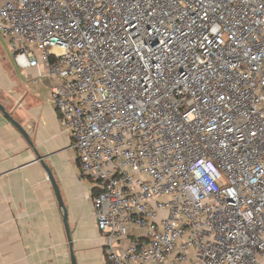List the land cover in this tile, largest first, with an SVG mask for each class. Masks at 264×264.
Returning <instances> with one entry per match:
<instances>
[{"label": "built area", "instance_id": "obj_1", "mask_svg": "<svg viewBox=\"0 0 264 264\" xmlns=\"http://www.w3.org/2000/svg\"><path fill=\"white\" fill-rule=\"evenodd\" d=\"M0 38L50 81L107 264H264V0H0Z\"/></svg>", "mask_w": 264, "mask_h": 264}, {"label": "crops", "instance_id": "obj_2", "mask_svg": "<svg viewBox=\"0 0 264 264\" xmlns=\"http://www.w3.org/2000/svg\"><path fill=\"white\" fill-rule=\"evenodd\" d=\"M50 85L37 70H20L0 38V103L28 136L0 112V264H71L62 211L41 163L67 209L76 264H107L88 199L95 185L60 128Z\"/></svg>", "mask_w": 264, "mask_h": 264}, {"label": "water", "instance_id": "obj_3", "mask_svg": "<svg viewBox=\"0 0 264 264\" xmlns=\"http://www.w3.org/2000/svg\"><path fill=\"white\" fill-rule=\"evenodd\" d=\"M0 112L3 114V116L10 122V124L15 128L17 129L20 134L28 140V136L26 134V132L24 131L23 128H21V126L11 117V115L7 112L6 108L0 103ZM46 175H47V178H48V181L50 183V185L52 186V189H53V192H54V196L56 198V201H57V204L59 206V208L61 209L62 211V221H63V224H64V228H65V232H66V235H67V239H68V242H69V249H70V260H71V264H76L75 262V257H74V254H73V249H72V243H71V237H70V233H69V229H68V225H67V209L65 208L63 202H62V199H61V195L59 193V190L57 188V185H56V182L52 176V172L50 171V169L43 163H41Z\"/></svg>", "mask_w": 264, "mask_h": 264}]
</instances>
